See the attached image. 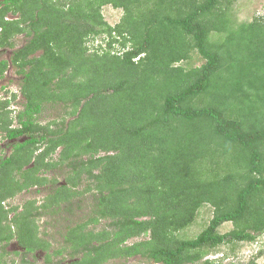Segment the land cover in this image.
Masks as SVG:
<instances>
[{"label":"trees","instance_id":"obj_1","mask_svg":"<svg viewBox=\"0 0 264 264\" xmlns=\"http://www.w3.org/2000/svg\"><path fill=\"white\" fill-rule=\"evenodd\" d=\"M237 1L0 0V50L19 33L30 36L11 59L23 74L24 108L14 118L10 100L0 99L3 137H25L0 158V264L13 239L23 256L50 250L40 209L71 203L85 175L95 215L66 229L47 262L222 264L226 254L207 257L213 249L264 234V18L239 22ZM107 4L123 9L115 25L102 13ZM102 34L106 45L92 51L89 41ZM194 53L204 62L184 64ZM8 66L0 60V76ZM57 102L71 118L42 124L45 105ZM64 162L66 184L42 204L5 206ZM205 205L209 223L181 237ZM102 219L110 221L98 229ZM226 222L233 228L222 232ZM64 252L70 259L53 260ZM257 257L230 264H264Z\"/></svg>","mask_w":264,"mask_h":264},{"label":"rangeland","instance_id":"obj_2","mask_svg":"<svg viewBox=\"0 0 264 264\" xmlns=\"http://www.w3.org/2000/svg\"><path fill=\"white\" fill-rule=\"evenodd\" d=\"M235 17L239 22L253 20L255 16H260L264 18V0H238L235 4ZM102 13L105 20L111 24L115 25L119 22L123 15V9L116 8L111 4H107L102 7ZM9 17H16L15 15H9ZM30 36L25 33H19L13 39L14 45L11 47H6L0 50V60L7 59L9 61V66L5 73L0 76V99L10 100V107L12 109L11 115L16 118V115L22 108H24L25 98L21 92L23 83V74L18 72V65L12 62V56L14 50L23 46ZM107 35L102 34L94 37L89 41L90 49L93 51L98 48L99 44L106 45ZM119 46V45H118ZM203 58L194 53L193 57L188 61H183L184 64L188 66L200 65L202 64ZM71 107L67 103H53L46 104L42 113L39 115V121L42 124L51 123L53 128L57 126L62 127L67 120H69ZM89 113V112H88ZM73 118V116H72ZM17 124V123H16ZM25 137H20L16 139H5L3 133L0 131V158L7 157L11 154L13 145L18 141H23ZM61 147H59L55 152H53V159H59V152ZM107 151L101 150L98 154L103 155ZM70 167L67 163L58 165L51 170L43 171L41 174L49 179L44 185H35L30 188L24 189L17 192L14 196L7 198L4 204L7 208L11 206H19L18 210H21L24 204L29 200H36L37 204L40 205L44 201L47 194L52 192L56 187L66 184V177L70 172ZM53 178H56L54 182ZM92 179H88L85 175L83 181L80 182L77 189L81 192L79 195L75 196L71 203H63L59 208H53L50 210L40 209L42 215L38 218L39 225V235L51 243L50 250L44 252L43 249H37L33 253H28L23 256L24 248L19 245L17 239H13L11 242L7 243L6 249L8 254L6 255L7 264H52L47 262V254L52 252V250L60 248L65 243L64 233L66 229L84 221L89 220L92 215H95L96 199L94 193L90 190H86ZM54 210V211H53ZM213 215V210L210 205H205L200 209V212L193 224L183 229L180 232L181 237L189 238L196 236L210 221ZM10 216H13L11 213ZM110 219H102V221L97 224V228L100 229L107 224ZM91 225L90 227H93ZM233 228L231 222L224 223L220 230L226 232ZM148 235H141L131 238L127 243H132L136 240L146 238ZM1 250V246H0ZM19 251V253H15ZM223 254H226L225 259L222 264H230L231 262H248L253 256L259 255L257 261L259 263H264V234H261L256 240L239 242L238 245L227 243L220 245L212 250V252L207 256L210 259L219 260ZM63 256L69 258L70 256L64 252L62 255L58 256L54 254L52 256L53 260L57 261ZM206 257V258H207ZM103 264H153L151 261H146L140 256L129 257V258H114L107 260ZM196 264H201L196 263Z\"/></svg>","mask_w":264,"mask_h":264},{"label":"clouds","instance_id":"obj_3","mask_svg":"<svg viewBox=\"0 0 264 264\" xmlns=\"http://www.w3.org/2000/svg\"><path fill=\"white\" fill-rule=\"evenodd\" d=\"M222 256H224V254H223ZM222 256H221V257H222ZM252 258H253V257H252Z\"/></svg>","mask_w":264,"mask_h":264}]
</instances>
